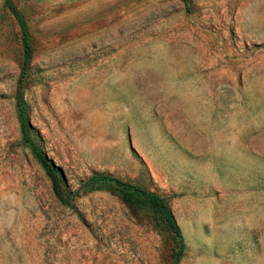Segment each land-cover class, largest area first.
I'll return each mask as SVG.
<instances>
[{
	"label": "rangeland",
	"instance_id": "rangeland-1",
	"mask_svg": "<svg viewBox=\"0 0 264 264\" xmlns=\"http://www.w3.org/2000/svg\"><path fill=\"white\" fill-rule=\"evenodd\" d=\"M0 0V264H173L155 211L104 189L58 200L22 137L75 191L94 172L165 197L177 264H264V0Z\"/></svg>",
	"mask_w": 264,
	"mask_h": 264
},
{
	"label": "trees",
	"instance_id": "trees-1",
	"mask_svg": "<svg viewBox=\"0 0 264 264\" xmlns=\"http://www.w3.org/2000/svg\"><path fill=\"white\" fill-rule=\"evenodd\" d=\"M3 1L4 5L9 9L15 18L20 29L22 46L21 78L30 69V62L33 53L31 42L32 39L22 12L14 5L12 0ZM184 1L188 3V0ZM16 97L22 137L24 142L30 147L31 152L48 175L55 197L62 202H67L76 192L80 190L86 192L96 189H104L114 194L125 206L131 210L143 209L157 212L160 216L158 222L160 224L164 223L167 225L176 234L180 242L179 250L173 262V264H177L179 257L182 255L184 247L182 234L176 219L165 200V197L149 190L143 185L122 179L106 172H94L81 181L78 190L73 192L66 191L63 185L65 177L62 168L54 163L53 159L41 149L32 136V126L27 114V105L21 94V91H19V85Z\"/></svg>",
	"mask_w": 264,
	"mask_h": 264
}]
</instances>
